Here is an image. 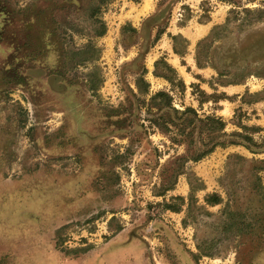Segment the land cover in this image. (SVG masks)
<instances>
[{
	"label": "rangeland",
	"instance_id": "1",
	"mask_svg": "<svg viewBox=\"0 0 264 264\" xmlns=\"http://www.w3.org/2000/svg\"><path fill=\"white\" fill-rule=\"evenodd\" d=\"M93 1L0 0V264H264V17L242 12L264 0H150L145 13V0H112L98 14V38L85 9ZM233 9L242 25L231 21L203 44L198 69L196 43ZM180 29L194 37L182 58L166 47ZM159 58L176 59L182 93L152 75ZM218 73L239 84L220 86ZM138 78L147 85L139 91ZM195 89L226 99L199 104ZM157 91L222 129L195 123L189 140L170 142L174 128L161 133L156 118L179 115L150 104ZM244 92L261 99L242 104ZM214 142L222 145L188 160ZM180 157L204 186L196 205L205 193L223 200L205 206L196 227L182 226L184 207H161L187 196L183 174L156 195ZM225 224L241 233L221 232ZM200 237L212 256L198 253Z\"/></svg>",
	"mask_w": 264,
	"mask_h": 264
},
{
	"label": "trees",
	"instance_id": "2",
	"mask_svg": "<svg viewBox=\"0 0 264 264\" xmlns=\"http://www.w3.org/2000/svg\"><path fill=\"white\" fill-rule=\"evenodd\" d=\"M111 1L112 0H94L93 2L86 4L85 9L87 11V18L89 19L88 30H89V33L91 35L89 37L98 38V37H101L104 35V33L106 31L105 24L103 21H101L99 19L98 14L100 13L101 8H103L105 5L109 4ZM129 1H131L133 3H138L140 0H129ZM242 12L245 13V15H252L253 21H260V19H262L264 17V9H254V10L242 9ZM239 13L240 12H237L234 9L230 10L227 14L226 19H225V25L213 26L209 30L207 36L204 37L203 39L199 40L196 43L194 62H195V66L198 69L206 67V61H204V59H203L204 55L202 54L201 46L203 44H207L210 41H212L213 37H215V35H218L217 34L218 31L225 29L227 23H229L231 21H236V22H238V26L242 25V21H240V19H238ZM244 20H246V19H244ZM155 38L157 40V37H155ZM169 38L171 41L172 53L174 55H176L177 57L182 58L183 55L185 54L187 41L185 39H183L180 35L170 36ZM89 46L90 45L88 44L87 47H89ZM152 75L156 78H160V79H163L164 81H166L172 89L178 88V91L180 93H182L185 89V86H184L182 80L177 77L175 70L169 64H167L163 58H159L158 60L153 62ZM221 76H222V74L218 73L217 74L218 79H216L218 81L217 83L220 86L239 84L236 81L232 82V81L219 80ZM139 85L140 86L143 85L144 87H147L146 83H144L141 78H138L136 81V87H137L138 91L140 90ZM191 87H194V86H191ZM195 90L198 92V95L200 97L197 100V102L199 104L205 103L207 101H211L212 103H215L220 98L226 99V97H224V95H222V94H220L219 96L213 95V94L212 95H206L204 92H202L200 90H197V89H195ZM260 99H261V97H259L258 93L248 94L247 92H244V94L241 95L239 100H240V103H242V104H249V103H254ZM149 101H150V104H152L153 106H158V108H160V106H161L160 104H163L164 105L163 107H165L168 111L170 110L171 113H174L175 115H179L178 119L180 120V123H177V121H170V119L164 120L163 118L165 115L168 114L167 112L160 115L158 118H156V119L160 120V124L156 123V126H157L158 130H160L161 133H164L166 135L168 133H170V130L168 127L170 125L172 128H174L176 135H178V137H180V139H176L175 138L176 135L174 134L175 137H169L170 142L181 143V141L184 142L185 139L189 140V138L192 136V131H193V127H194L193 124H195V123H203L202 126L206 127L205 130L207 131L208 134H210L214 130L220 131L223 127V123L218 118H215L213 116H206L203 119H199L196 116L194 110L189 108V107H185L181 111H176V110L172 109L170 107L171 106V98L164 91H157L155 94H153L149 98ZM152 105H151V107L153 108ZM239 127L244 128L242 125H239ZM188 144H189V142H188ZM217 145H222V143L214 142L208 146L206 145V147H204V149L201 151H197V150L193 151L192 155H190L188 157V160L192 161V162H197L202 157L209 154ZM229 159L239 160L240 158H238V156H236V155H233V156H230ZM176 161L179 162L180 164L175 169V173L170 175L168 178H166L163 181V183L158 187L159 190L157 191L156 195L157 196H163L165 194V192L172 190L175 183H176L177 177L179 175L183 174L185 176L186 184L188 187L187 196L185 198H183L181 196L170 197L168 199V202L163 201V203L161 204V207L164 210H167V211H170L173 213L180 212L181 208L184 207V216L181 219L182 226H186L187 224H192L193 226L196 227L197 215L200 213H203L206 215L209 214L204 210V207L205 206L213 207V206L221 205L223 200L216 193H205L202 197L203 205H196L197 199L195 198V193L197 191L204 190V186H203L202 182L200 181V179H198L196 176H194L193 173L183 171L182 163H184L186 161V158H183V157L176 158L174 162H176ZM249 171H250V173H252L254 179L258 181V178L255 175V172H257L258 169L252 168ZM224 193L226 196H229L228 192H224ZM224 205L225 206L222 208L220 214H225L227 211V203ZM236 213H238L237 210H236ZM220 229H221V232H223V233L230 231L231 236L237 237V235H239L241 233L242 227H238L237 225L233 226V225L225 224V225H222L220 227ZM205 243H206V239H204L203 237L202 238L200 237V239L199 238L197 239L195 247H196L198 253L200 255L206 256V257L212 256L211 253L208 251L209 247L206 246Z\"/></svg>",
	"mask_w": 264,
	"mask_h": 264
},
{
	"label": "crops",
	"instance_id": "3",
	"mask_svg": "<svg viewBox=\"0 0 264 264\" xmlns=\"http://www.w3.org/2000/svg\"><path fill=\"white\" fill-rule=\"evenodd\" d=\"M149 5H150V0H148V1L145 0L144 6H143V9H142L143 11H141V12L145 13L148 10ZM176 33L180 34L186 41L188 40L190 42L191 39L192 40L194 39V37L192 35L190 37H188L187 35H185L183 33L182 29L177 30L175 33H171V34H176ZM166 47H168V50L170 51V49H171L170 42H168V41L166 42ZM187 47H190L189 44H187ZM175 57H177V56L175 55ZM172 61H173L174 64H176V59H174ZM174 64H171V66H173L175 68V65Z\"/></svg>",
	"mask_w": 264,
	"mask_h": 264
}]
</instances>
